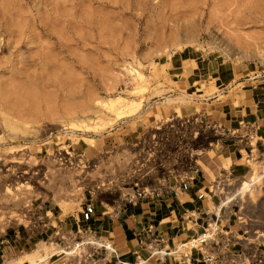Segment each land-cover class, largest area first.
<instances>
[{"label":"rangeland","instance_id":"374dc122","mask_svg":"<svg viewBox=\"0 0 264 264\" xmlns=\"http://www.w3.org/2000/svg\"><path fill=\"white\" fill-rule=\"evenodd\" d=\"M180 50L264 65V0H0V240L12 242L33 209L76 214L109 191L123 199L163 161L172 169L189 162V130L159 116L136 146L99 158L81 151L83 141L96 144L153 112L169 91L158 66ZM111 100L135 110L119 115ZM250 164L221 199L233 196L227 204L240 226L264 229V159ZM21 169L30 176L17 177ZM251 171L260 177L237 193ZM53 248L41 242L17 263Z\"/></svg>","mask_w":264,"mask_h":264},{"label":"crops","instance_id":"0c3cea01","mask_svg":"<svg viewBox=\"0 0 264 264\" xmlns=\"http://www.w3.org/2000/svg\"><path fill=\"white\" fill-rule=\"evenodd\" d=\"M205 58L189 55L184 50L174 52L168 61L158 66L159 81L165 83L169 91L150 104L153 112L146 111V119L136 118L129 128L96 138V144L83 141L81 150L88 158H99L123 145L136 146L144 136L148 138L147 123L150 122L151 127L158 121L157 116L161 118V125L180 124L184 132L206 123L210 128L200 131L187 143L198 168L195 176L179 181L174 169L163 161L162 169L153 171L147 182L152 186L166 185L158 198L127 201L109 191L102 198L88 199L76 214L66 217L49 209L45 214L33 209L28 220L32 223L23 225L12 242L0 240V244L6 243L0 245V264H31L27 259L17 263L18 253L20 258L33 254L31 251L39 243L54 238L56 232L76 228H89L101 240L111 242L116 251L108 252L102 264H136L140 259L152 258L155 264H208L202 260L206 252L215 257V264H228L234 251L247 244L264 252V229L251 227L263 232V236H247L246 227L232 217V205H221V197L210 187L216 177H225L228 181L244 177L251 170L250 163L262 159L264 65ZM178 96L183 101H175L174 97ZM184 166L177 169L182 171ZM216 214L221 216L216 242L209 241L202 251L192 250L189 257L173 254L158 258L145 246L160 236L165 237L169 246H176L200 233ZM104 253L101 250L98 255ZM42 258L44 256L34 262L66 264L61 256Z\"/></svg>","mask_w":264,"mask_h":264},{"label":"built area","instance_id":"2783aa9c","mask_svg":"<svg viewBox=\"0 0 264 264\" xmlns=\"http://www.w3.org/2000/svg\"><path fill=\"white\" fill-rule=\"evenodd\" d=\"M210 125L204 123L200 127L194 128L188 131L187 143L194 140L200 133ZM262 159H264V151ZM184 165V164H181ZM180 165V166H181ZM178 167L174 168L175 177L179 181L186 179H192L198 171L195 161H192V155L189 162L185 164L184 169L179 171ZM238 180V179H234ZM230 181L225 180V177H216L210 183L211 190L222 198L224 188ZM166 185L164 183H158L157 185L139 184L137 181L133 183L131 187L132 193H126L123 200H133L142 197L158 198L160 197L163 188ZM117 193V191H115ZM120 196L119 193H117ZM225 196L221 201V205L227 204L224 202ZM221 216L216 214L213 220L206 223L203 230L190 237L189 239L177 243L176 246H169L165 237H156L149 243L145 244L151 254L156 255L158 258H162L167 255L181 254V258L189 257L192 250L202 251L206 248L209 241L216 242L218 234V224ZM244 233L249 235H256L258 237L263 236V232H258L256 229L251 227L244 228ZM53 244V250L43 259L61 256L65 258L66 264H102L103 261L107 260V253H115V248L110 241H104L95 236L89 228H76L74 231L62 232L58 231L55 233L54 238L51 239ZM103 250L105 253L98 255ZM202 260L208 264H215L216 259L210 253L206 252L202 255ZM37 264V263H34ZM228 264H264V252H259L257 248H251L248 244L243 246L241 250L234 251L231 255V259Z\"/></svg>","mask_w":264,"mask_h":264},{"label":"bare ground","instance_id":"6f19581e","mask_svg":"<svg viewBox=\"0 0 264 264\" xmlns=\"http://www.w3.org/2000/svg\"><path fill=\"white\" fill-rule=\"evenodd\" d=\"M118 99V98H117ZM122 99V98H121ZM120 99V100H121ZM114 100V99H113ZM120 100H118V102H120ZM116 102V101H115ZM115 102H112V100L110 101V105H109V107L110 108H113V109H115L116 110V113L117 114H119V115H122L123 113H130V111H132L133 109H134V105H130V104H128V105H126V104H121V103H115ZM106 103V102H105ZM106 106H108V104H106ZM108 109V108H107ZM135 110V109H134ZM115 114V113H114ZM9 161V160H8ZM11 161V160H10ZM4 163V162H3ZM9 164V163H8ZM7 165V163L5 164V167H3V168H6V167H10L11 166V164H9L8 166H6ZM17 165H18V163H17ZM19 166V165H18ZM13 167H14V165H13ZM15 167L17 168V166L15 165ZM14 167V168H15ZM20 167V166H19ZM18 167V168H19ZM14 168H11L10 167V169H14ZM20 168H22V166L20 167ZM8 169V168H7ZM26 169V168H25ZM5 170V169H4ZM9 170V169H8ZM29 170V169H28ZM263 172L262 173H264V167H263ZM6 172H7V170H6ZM8 174H10V173H8ZM13 174V173H12ZM14 174H16V173H14ZM13 174V175H14ZM17 174H18V172H17ZM12 175V176H13ZM10 176V175H9ZM30 175H29V173L27 172V170H23V169H21L20 170V175L19 176H17V177H22V178H28ZM15 177H16V175H15ZM16 177V178H17ZM260 177V174L259 173H255L254 171L252 172L251 171V173L248 175V178H245V179H243L241 182H240V185H239V188H238V190H237V193H240V192H242L244 189H246V188H251V186L253 185V183L255 182V180H257L258 178ZM3 191H6V190H3ZM7 193H9V192H7ZM7 193L5 194V195H3L2 196V199H3V201H8V199L6 198L8 195H7ZM15 195V194H14ZM0 196H1V194H0ZM13 197V196H12ZM14 199V198H13ZM225 201L224 202H228V201H230L231 199H233V196H225ZM1 200V199H0ZM10 201V200H9ZM8 201V202H9ZM12 202V201H11ZM10 202V203H11ZM15 203H16V201H14ZM1 203V202H0ZM5 205V204H4ZM3 207V206H2ZM33 264V263H32Z\"/></svg>","mask_w":264,"mask_h":264}]
</instances>
